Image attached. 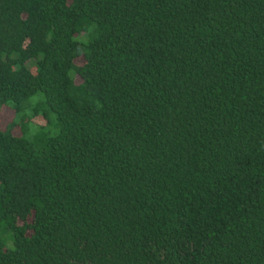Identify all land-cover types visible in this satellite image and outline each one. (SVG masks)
Returning <instances> with one entry per match:
<instances>
[{
    "label": "trees",
    "instance_id": "obj_1",
    "mask_svg": "<svg viewBox=\"0 0 264 264\" xmlns=\"http://www.w3.org/2000/svg\"><path fill=\"white\" fill-rule=\"evenodd\" d=\"M0 264H264V0H0Z\"/></svg>",
    "mask_w": 264,
    "mask_h": 264
},
{
    "label": "rangeland",
    "instance_id": "obj_2",
    "mask_svg": "<svg viewBox=\"0 0 264 264\" xmlns=\"http://www.w3.org/2000/svg\"><path fill=\"white\" fill-rule=\"evenodd\" d=\"M13 119V114L10 110L4 109L2 112H0V126L6 127L8 122Z\"/></svg>",
    "mask_w": 264,
    "mask_h": 264
}]
</instances>
